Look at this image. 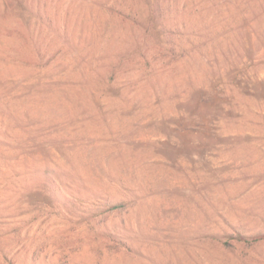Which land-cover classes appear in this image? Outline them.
Wrapping results in <instances>:
<instances>
[{"label": "rangeland", "instance_id": "1", "mask_svg": "<svg viewBox=\"0 0 264 264\" xmlns=\"http://www.w3.org/2000/svg\"><path fill=\"white\" fill-rule=\"evenodd\" d=\"M236 231L264 234V0H0V264H264Z\"/></svg>", "mask_w": 264, "mask_h": 264}, {"label": "trees", "instance_id": "2", "mask_svg": "<svg viewBox=\"0 0 264 264\" xmlns=\"http://www.w3.org/2000/svg\"><path fill=\"white\" fill-rule=\"evenodd\" d=\"M160 18H161V15L158 16L159 20H160ZM154 27L157 29V32L160 33L161 28H162V25L160 24V22L155 23ZM205 104L207 105V107H209V100H206ZM123 205L124 204H122V203H114V204H111L110 208H111V210L120 209ZM225 236H227L231 239L237 240L240 243L248 244L249 246H254L260 240L264 239V234H262V233H254V234L247 235V234H244V233L239 232V231L227 233V234H225Z\"/></svg>", "mask_w": 264, "mask_h": 264}]
</instances>
